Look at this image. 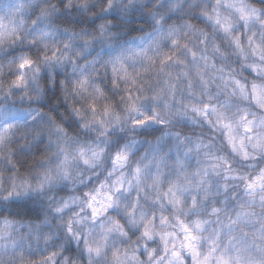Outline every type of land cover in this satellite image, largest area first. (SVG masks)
Returning a JSON list of instances; mask_svg holds the SVG:
<instances>
[{"label":"clouds","instance_id":"9594fccd","mask_svg":"<svg viewBox=\"0 0 264 264\" xmlns=\"http://www.w3.org/2000/svg\"><path fill=\"white\" fill-rule=\"evenodd\" d=\"M0 264H264V0H0Z\"/></svg>","mask_w":264,"mask_h":264}]
</instances>
